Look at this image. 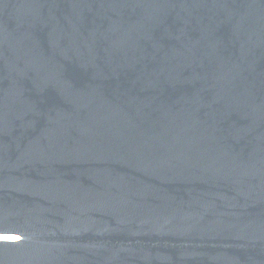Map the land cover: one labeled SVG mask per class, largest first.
<instances>
[{
    "label": "water",
    "instance_id": "95a60500",
    "mask_svg": "<svg viewBox=\"0 0 264 264\" xmlns=\"http://www.w3.org/2000/svg\"><path fill=\"white\" fill-rule=\"evenodd\" d=\"M0 264H264V0H0Z\"/></svg>",
    "mask_w": 264,
    "mask_h": 264
}]
</instances>
